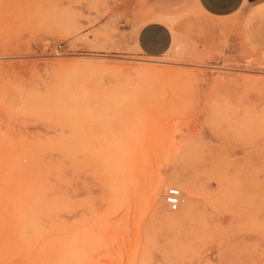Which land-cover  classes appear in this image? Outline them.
Listing matches in <instances>:
<instances>
[{
  "label": "rangeland",
  "instance_id": "rangeland-1",
  "mask_svg": "<svg viewBox=\"0 0 264 264\" xmlns=\"http://www.w3.org/2000/svg\"><path fill=\"white\" fill-rule=\"evenodd\" d=\"M147 2L0 0V264H28L15 200L36 198L40 247H64L133 189L92 263L264 264V59L198 11L171 20L167 52H137Z\"/></svg>",
  "mask_w": 264,
  "mask_h": 264
},
{
  "label": "bare ground",
  "instance_id": "bare-ground-1",
  "mask_svg": "<svg viewBox=\"0 0 264 264\" xmlns=\"http://www.w3.org/2000/svg\"><path fill=\"white\" fill-rule=\"evenodd\" d=\"M80 67H81V65H80ZM95 118H97V117H95ZM103 129H101V132L104 131ZM60 132H62V131H60ZM102 134L103 133H100L101 136H102ZM97 142H98V140H97ZM99 145L101 147V144L100 143H99ZM101 150H103V149H101ZM107 152H108V150L106 152H102V153H107ZM113 154L112 155L110 154L111 156L109 155L110 157L108 159V164L111 165V166H112V163L114 162V158H115ZM90 157H92V156H90ZM105 159H107V158L105 157ZM0 161H2V160H0ZM117 166H118V164H117ZM10 167H11V165H10ZM131 181L133 182V180H131ZM127 182H125L124 184H126ZM151 183H152V180H151ZM145 184H146V182H145ZM127 185H129V184H127ZM163 186H164V184H163ZM149 187H150L149 189H150L151 197L155 201H157L158 200V197H159V192H160V184H159V182H157V181L156 182H153ZM127 188H128V186H127ZM134 188H135V186H134ZM108 189H110V188H108ZM133 191H134V189H133ZM135 191H137V189ZM20 192H22V191H20ZM132 192H130L129 195L128 194L127 195H122L121 197H118L117 199H114L113 198L112 199V201H113L112 207L109 208V210H107L106 212L103 211L104 213L101 214L99 220L96 221L97 226H95V225L94 226H86V227L82 228L81 229V233H80L81 234V240L78 238L80 240V242L77 245H67V246H64V247L63 246H60L59 244H55L52 247H45V248L40 247L39 246V244H40V237H41V234H42L41 232L43 230L44 221H43L42 218H33V219H31V218L28 217L29 210L31 208V204L33 202H36V198L35 197L31 198L29 196V198L27 197V199H24L21 203H19L18 201L15 200V203L13 205V216H14V219L16 221V226H17V228H16V234H17L18 237H20L22 239L21 250H22V252H26V259L28 261V264H85V263L89 264L88 262H91V264H96L95 262L92 263V261H95V258H97V256H99L101 254V251H102V249L101 250H99V249L96 250L97 247H96V244H95L96 243L95 240H96L97 235H98V234H96V232H98L97 231V228L100 229L102 232H103V229H107V231L105 230V232H103V234H105L107 236V238L111 237L114 234L116 236H118V238L120 237V234L123 233V226H122V228H120L121 227L120 226L121 225V222H123V220H126L125 218L128 217L129 213L131 212L130 211L131 210V206H132V204L134 202L133 199L136 198V195H134ZM42 194H44V193H42ZM33 196H34V194H33ZM9 198L11 199L10 195H9ZM55 209H56V205L53 204L52 205V211L54 212ZM7 221H9V220H7ZM127 221H128V219H127ZM11 222H14V221H11ZM5 223L6 222H4V224ZM124 229H125V227H124ZM56 230H57L56 228L55 229H51L50 230V233H53ZM95 247H96V249H95ZM42 248H43V251H42ZM119 248H120V246H119ZM122 249L123 248H120V250H119V251H122V253L119 252L120 253V257L117 258L116 264L119 263V262H121V260H123L124 257H125V251H124L125 249H123V250ZM104 254L102 256L100 255V257L102 258L104 256ZM106 255H105V257L107 259V256ZM100 257H98V258H100ZM108 260H110V256H109V259ZM111 262H113V260Z\"/></svg>",
  "mask_w": 264,
  "mask_h": 264
},
{
  "label": "crops",
  "instance_id": "crops-1",
  "mask_svg": "<svg viewBox=\"0 0 264 264\" xmlns=\"http://www.w3.org/2000/svg\"><path fill=\"white\" fill-rule=\"evenodd\" d=\"M150 16L134 35L137 52L159 56L174 41L172 19L198 11L238 25L239 39L255 56L264 59V0H147ZM131 28L128 26L126 30Z\"/></svg>",
  "mask_w": 264,
  "mask_h": 264
},
{
  "label": "built area",
  "instance_id": "built-area-1",
  "mask_svg": "<svg viewBox=\"0 0 264 264\" xmlns=\"http://www.w3.org/2000/svg\"><path fill=\"white\" fill-rule=\"evenodd\" d=\"M181 191L179 188L169 187L165 193L166 202L171 210H177L180 205Z\"/></svg>",
  "mask_w": 264,
  "mask_h": 264
}]
</instances>
